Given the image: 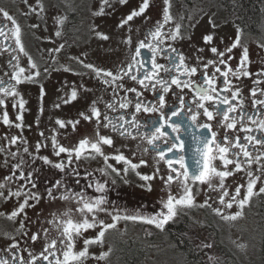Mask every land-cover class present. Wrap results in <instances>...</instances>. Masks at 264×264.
<instances>
[{
    "label": "snow or ice",
    "instance_id": "snow-or-ice-1",
    "mask_svg": "<svg viewBox=\"0 0 264 264\" xmlns=\"http://www.w3.org/2000/svg\"><path fill=\"white\" fill-rule=\"evenodd\" d=\"M37 2L40 3V0ZM127 3L128 0H116V5ZM163 3L161 19L150 24L143 38L137 39L134 48L131 25L136 18L151 20L147 15L150 0H141L119 21L117 27L127 28L124 43L130 55L114 69L86 63L80 56L69 57V60L84 71L76 70L71 64L62 67L64 72L74 73L81 80L91 72V78L103 89L101 94L82 82L66 81L52 105L60 109L62 105L91 96L76 118H56L54 121L59 129L67 131L70 128L73 132L81 121L92 123L94 130L90 135L78 138L76 143L65 144L58 137H67L57 129H49L50 135L40 131L38 135L41 139L30 151L22 134L11 137L5 134L8 145L19 143L23 147H18L16 151H11L8 146L0 148V153H6L3 165L10 168V174L0 181V199H16L18 206L7 214V218L12 221L22 218L16 235L5 233L7 243L0 246V264H87L90 259L99 264L108 260L111 247L99 254L90 253L89 248L103 246L106 234L116 230L121 220L139 221L164 231L170 222L199 207L211 209L212 214L223 221H234L243 215V209L250 205L254 196L264 194V88L252 87L250 104H246L242 83L243 79L255 76L254 85L264 84V67L256 73L249 71V48L241 42L244 29L237 26L238 34L230 44L220 41L223 47L217 45L214 31L202 35L204 46L194 49L189 57L175 46L185 40L186 28L181 22H175L171 11L172 0H163ZM232 3L235 6L238 0H232ZM105 7L112 9V0H101L100 9L94 14H104ZM29 11L37 12L31 6ZM43 11L44 6L40 3V12ZM0 15L13 25L8 30L7 25L0 26V56L6 57L5 67H0V107L4 109L2 123L22 133L27 101L20 88L28 84L39 89L38 115L34 120L39 128L47 95L44 81L51 72L61 70L52 67V64L56 63V54L65 45L48 49L51 63L46 61L42 67L26 49L21 25L5 8L0 7ZM56 19L62 29L67 15ZM184 19V16L180 17V21ZM188 19L191 20V17ZM209 23L213 30L218 27L213 17H209ZM30 27L36 29L39 25L32 24ZM93 31L96 36L109 39L103 32ZM55 36H62V30H57ZM259 47L264 49V44ZM144 49L149 52L147 59L142 55ZM206 49L212 58H205ZM237 49L240 56L233 67L231 61ZM20 54L27 58V66L22 65ZM83 55L86 57V54ZM158 57L166 63H159ZM193 60L195 63H192ZM145 93H150L151 99ZM258 95L260 98H257ZM9 103L18 109L15 121L9 117ZM99 105H103V111ZM101 129L108 130L109 134H101ZM241 133L244 135L241 136ZM114 136L122 140L119 147L115 146ZM189 145L192 164L188 162ZM49 147L56 159L40 155L42 149ZM98 158L102 167L93 171L85 168L81 172L82 161H96ZM37 160L41 162L39 167L35 166ZM43 166L57 170L58 178L47 183L41 194L38 183ZM141 168L149 171L142 172ZM239 174L246 177L245 183L237 184L230 193V185L226 182ZM133 177L138 178L139 186L149 192L153 191L156 181L160 182L164 192L160 211L155 214H141L139 211L127 214L110 201L109 194L117 183L129 184ZM69 178L77 186L83 179L85 186L77 191L66 183ZM258 183L261 186L257 190ZM201 186H206L207 191L204 192L203 202L198 204ZM88 189L96 194L89 195ZM242 189H245L243 196ZM45 199L63 202L64 207L50 212L48 217L38 214L36 221L31 220L26 209L35 208ZM110 204L111 210L108 207ZM234 204L239 210L228 214L226 210L232 209ZM102 215L110 222L101 218ZM25 221L29 225H38L31 235ZM192 225L194 228L211 226L197 220H193ZM97 229L94 236L85 238L88 230ZM17 235L25 238V246L22 247ZM81 239L83 246L77 250ZM195 239L200 240L195 246L198 251L212 250L215 245V241L207 237L201 240L196 235ZM36 244L40 245L39 249H36ZM208 261L210 264H225L212 255L208 256ZM201 264L205 262L202 260Z\"/></svg>",
    "mask_w": 264,
    "mask_h": 264
},
{
    "label": "flooded vegetation",
    "instance_id": "flooded-vegetation-1",
    "mask_svg": "<svg viewBox=\"0 0 264 264\" xmlns=\"http://www.w3.org/2000/svg\"><path fill=\"white\" fill-rule=\"evenodd\" d=\"M53 5H47L45 1H43L44 11L40 12V6L34 7L36 8V13H31L29 11L30 4L23 3H11L5 2L2 3L0 7L5 8L9 11L10 15L14 17V19L21 25L23 29V40L26 45V49L29 51L30 55L33 56L34 60L42 67L45 66V62L51 63V56L47 52L48 49L56 48L60 44H64V49L56 54V63L52 64V67L61 69L59 71L51 72L50 76L44 81L45 89L47 95L44 100V108L45 111L43 115L40 117L41 123L39 128L34 124V120L38 115V94L39 89L36 85H24L20 88L22 94H24V99L27 101L25 105V119L24 124L25 127L23 132L16 129L15 127H8L3 125L2 123V113L4 109L0 107V148L10 147L11 151H16L18 147L22 148L23 145L19 143L17 145L11 146L8 145V142L5 140V134L8 137L13 135H23V137L28 141V146L30 151H33V146L36 141L41 139L38 135L40 131H44L46 135H50L49 129L55 128L58 132L62 133L67 138L64 139L62 137H58L61 140V143L70 144L76 143L78 138L84 135H90L94 126L92 123L81 121V124L77 127V130L73 132L70 128L67 131L63 129H59L57 125H55L54 121L56 118L61 119H73L77 117V113L79 110H83L84 105L87 104L91 96L87 99H81L79 102H72L69 105H62L60 109H55L52 107L53 103L57 101V97L59 94V90L61 89L62 83L66 81H77L86 84L88 87H92L101 94L103 93V89L100 88L97 81L92 79V73L88 72V75L80 79V77L76 76L74 73H66L62 70V67L65 65L71 64L73 68L78 71H84L80 69L79 66L75 65L73 62L69 60V57L80 56L82 59H85L86 63H93L98 67L111 68L114 69L116 65L120 62L124 61L130 53L127 50V46L124 43V38L128 34L127 28L124 29V34L117 45L114 48V53L110 56L107 51L104 54H101L100 57L94 58L93 56H89L85 54L78 48L84 46L86 41L90 37L92 33V29L94 25H97L103 30L106 26V23L109 18V11L107 7H105L104 14L95 15L94 13L98 12L101 5V0H54ZM141 1L138 0L134 2V7L136 8ZM151 7L147 12V15L151 18L150 21H145L143 17L136 18L134 23L131 25L132 37H133V45L134 48L136 46V41L138 38H143V34L147 31V28L150 24L155 23L157 20L161 19L162 11L164 8L163 0H150ZM208 3V0L202 2V0H172V14L175 17V22H181L186 31H184L185 40L178 42L175 46L182 49L185 54L191 57L194 49L198 47H203L202 35L207 34H194L192 32V15L195 12L197 7L196 4H204ZM70 5V7L66 6ZM208 6L214 9L212 17L217 25H229L226 32L220 34L216 38V43L220 47H223L220 44V41L223 40V44H230L236 37L237 26L244 29L240 22L238 21L237 15V5H233L232 0H213V2L209 1ZM132 8V9H133ZM75 9V11H72ZM132 9L125 10L121 13L123 17L126 16ZM54 12H59L60 16L67 15V21L62 26L58 25L57 19L54 16H51ZM27 13V15H25ZM44 14L46 18H42L41 15ZM29 15L33 18L32 22L29 20ZM184 16L185 19L180 21V17ZM191 17V20L188 17ZM32 24H38L39 28L33 29L30 27ZM48 24H53L54 27L49 28ZM100 24V25H99ZM7 25V29H11L13 25L10 21H7L0 15V26ZM106 29V28H105ZM57 30H62V36L56 37L55 32ZM187 37H191V40H188ZM241 42L249 48V57L251 60V65L249 67V71L256 73L262 67H264V50L259 47L260 44H264V37L258 32H250L244 29V34L241 37ZM21 55V63L23 66H27V58ZM142 55L145 59L149 57L148 50H142ZM205 58H212L211 53L205 50L204 54ZM240 56V50H234L233 57L234 59L231 61L233 67L238 63ZM159 63H166V61L162 57H158ZM192 63H195L193 60ZM6 57L0 56V67H5ZM5 70H7L5 68ZM211 72V68L209 69ZM163 75V73H162ZM199 77V72L197 73V78ZM256 77H252L251 79H243V95L245 96V103L250 104L249 92L250 89L254 86L264 88V84L254 85L253 81ZM235 83V81H234ZM187 91V89L185 90ZM110 96V93L108 94ZM146 96L151 99L150 93H145ZM108 98L107 96L105 97ZM257 98H260L259 95ZM103 111V105H99ZM7 111L9 113V117L11 120L15 121V117L18 114V109H14L11 103L7 106ZM110 115H116L110 113ZM31 124L32 127L28 128L27 125ZM239 127V125H238ZM254 127V126H253ZM215 128V125H214ZM101 134H109L108 130L101 129ZM244 134L241 133V136ZM115 141V146L119 147L122 143L121 139L113 137ZM129 147H132V144L129 143ZM189 150L191 147L189 145ZM188 150V151H189ZM6 153H0V181H2L3 177L10 174V168L5 167L3 165L4 155ZM40 155H49L50 158L56 159L52 157L51 149H42ZM64 154H62L63 157ZM27 159V156H25ZM15 161H13L14 163ZM40 161L37 160L36 167L40 166ZM102 163L98 158L96 161H82L81 162V172L87 168L89 171H93L96 168L102 167ZM219 166V164H218ZM163 167V165L161 166ZM231 167V166H230ZM255 168V166H253ZM28 169L25 168V173H27ZM140 171L147 172L149 169L141 168ZM99 175V173H97ZM56 178H58L57 170L51 169L48 166H43L42 171L40 173V181L38 183V188L41 194L44 193L45 185L47 183L53 182ZM19 183H23V181H19ZM66 183L71 184L73 188L77 191L80 188L85 186V182L82 179L80 185L77 186L74 184L71 178H69ZM230 185L229 191L230 193L233 191L234 187L237 184L245 183V176L243 174L237 175L235 178L230 177L226 182ZM140 182L138 178H132V182L129 184L117 183V185L112 189L109 194L110 201L115 202V207L120 209L122 213L127 214H135L139 211L141 214H155L156 212L161 210V198L164 196V192L162 191L160 182L157 181L156 185L153 186V191L149 192L139 186ZM13 190L15 189V184L12 186ZM243 190V189H242ZM241 190V191H242ZM35 191V190H34ZM89 195H94L96 193L93 192L92 189H88ZM22 199V198H21ZM17 200L10 199L8 201H4L0 199V246H4L7 243L5 239V233H11L16 235V230L19 228V220L22 217H18L16 221L9 220L7 218V214L10 213L15 207H17ZM64 207L63 202H49L47 199L42 200L35 208L26 209L28 216L31 220L36 221L37 215L39 214L41 217H48L50 212L56 211L57 209H62ZM75 207V206H73ZM109 209H112V205L110 204ZM186 220L188 219L189 212L187 215H184ZM181 216V217H184ZM104 218L106 222H110L108 217L101 216ZM179 218V217H178ZM174 222H170L164 231H160L156 229L152 225H147L139 221H125L121 220L116 227V230H111L106 234V240L103 246H90V253L99 254L101 250L107 251L109 247H111L112 252L106 262L100 261L99 264H144L148 261L151 262L152 259L155 258L158 248H165L168 250L169 248H173L174 239L172 233L169 232V228L173 225ZM26 227L29 228V235L32 232L37 230L38 225L33 224L29 225L28 221H25ZM188 227V226H187ZM97 230H88L85 233V238L94 236ZM53 235H55L53 233ZM17 239H20L22 242V247L25 246L23 244V237L17 235ZM134 245L141 250V254L135 256L132 259L126 258L124 254V249L128 246ZM83 246L82 239L77 243V250H79ZM40 245L36 244V249H39ZM147 253V254H146ZM87 264H98L95 259H90Z\"/></svg>",
    "mask_w": 264,
    "mask_h": 264
},
{
    "label": "rangeland",
    "instance_id": "rangeland-1",
    "mask_svg": "<svg viewBox=\"0 0 264 264\" xmlns=\"http://www.w3.org/2000/svg\"><path fill=\"white\" fill-rule=\"evenodd\" d=\"M22 1L25 0H0V6L2 3L11 2V3H23ZM46 2L47 5H53L55 2L54 0H40V3ZM138 0H128L127 4L116 5V0H112L114 7L112 9H108L109 11V18L106 23V26L103 30L97 25L93 26V29H96L100 32L109 36L108 40H104L101 37L95 35V32L92 29V33L86 44L80 48L79 51H82L85 54L89 55L90 57L93 56L94 58L100 57L101 54H104L106 51L107 53L112 56L114 48L117 47L119 44L123 34L124 29L117 27L119 21L123 18V14H121L124 10L132 9L135 5L134 2ZM141 1V0H140ZM206 0H202L205 2ZM213 2V0H208ZM27 3L30 4L31 7H39L40 3L37 0H27ZM208 3L204 4H196L194 14L192 15V24L195 25L192 27V32L194 34H203L209 33L214 31L215 37L219 36L220 34L226 32L229 25H218V27L213 30L210 23L209 17H212L214 9L211 6H208ZM51 16L59 17V12H54ZM42 18H46L44 14L41 15ZM29 20L32 22L33 18L29 15ZM100 25V24H99ZM48 27H54L53 24H48ZM264 50V49H263ZM255 171V168L252 169ZM246 180V177H245ZM157 181L154 183L156 185ZM261 186L259 183L257 185V190ZM201 194L197 196V203H202L205 199L204 192L207 191L206 186H201ZM245 189L241 191V196L244 195ZM263 197L264 194H260L254 196L250 202V205L245 206L243 209V215L234 221H223L219 217L212 214L211 209L205 208H194L189 213L192 215V221L197 220L201 221L204 224H214L217 226L220 232V237L222 241L227 244L233 252L238 256V258L247 264H261V259L259 257V228L261 216L259 215L264 210L263 206ZM263 204V205H262ZM213 207H216L213 204ZM237 210V206L234 204L232 209H227L226 212L228 214H233ZM264 213V212H263ZM262 213V214H263ZM177 220V219H176ZM200 228V227H196ZM204 228V227H202ZM205 232V230H201ZM201 232V233H202ZM239 245H243L244 247H239ZM103 251V249L101 250ZM144 264H184L183 257L179 251L175 248H169L166 250L165 248H158L156 256L154 259L148 261Z\"/></svg>",
    "mask_w": 264,
    "mask_h": 264
},
{
    "label": "trees",
    "instance_id": "trees-1",
    "mask_svg": "<svg viewBox=\"0 0 264 264\" xmlns=\"http://www.w3.org/2000/svg\"><path fill=\"white\" fill-rule=\"evenodd\" d=\"M236 9L240 25L246 31L258 32L264 37V0H238ZM262 200V203L264 204V197ZM263 212L264 210L262 209L261 213L259 214L261 216L260 221L262 222L260 223L259 228L260 235L258 247L261 264H264ZM210 225V227H200L197 229L194 228L192 225V215L189 214L187 220L185 216H180L169 228V232L172 233L174 239L173 249L175 248L181 253L184 264H201L202 260L205 262V264H210L208 261L209 255L219 257L223 262H225V264H247L242 262L233 252V250L222 241L220 232L217 230L219 228L214 224ZM201 230H205V232H202ZM196 235H199L201 240L206 237L214 240L215 245L213 249L198 251L195 246L199 245L200 240L195 239ZM189 237H192L191 241L189 240ZM124 254L126 255V258L132 259L135 256L140 255L141 250L138 247L131 245L124 249Z\"/></svg>",
    "mask_w": 264,
    "mask_h": 264
},
{
    "label": "water",
    "instance_id": "water-1",
    "mask_svg": "<svg viewBox=\"0 0 264 264\" xmlns=\"http://www.w3.org/2000/svg\"><path fill=\"white\" fill-rule=\"evenodd\" d=\"M188 162H189V164H192L193 163L192 162V152H191V150L188 151ZM192 170L193 171L195 170V166L194 165H193Z\"/></svg>",
    "mask_w": 264,
    "mask_h": 264
},
{
    "label": "bare ground",
    "instance_id": "bare-ground-1",
    "mask_svg": "<svg viewBox=\"0 0 264 264\" xmlns=\"http://www.w3.org/2000/svg\"><path fill=\"white\" fill-rule=\"evenodd\" d=\"M147 254V253H146Z\"/></svg>",
    "mask_w": 264,
    "mask_h": 264
}]
</instances>
